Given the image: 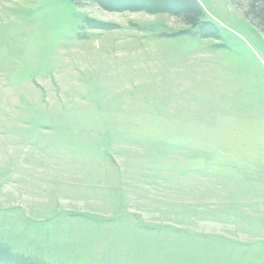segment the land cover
<instances>
[{
	"label": "rangeland",
	"instance_id": "374dc122",
	"mask_svg": "<svg viewBox=\"0 0 264 264\" xmlns=\"http://www.w3.org/2000/svg\"><path fill=\"white\" fill-rule=\"evenodd\" d=\"M196 1L192 26L0 0V247L46 264H264V32L249 0Z\"/></svg>",
	"mask_w": 264,
	"mask_h": 264
},
{
	"label": "trees",
	"instance_id": "16d2710c",
	"mask_svg": "<svg viewBox=\"0 0 264 264\" xmlns=\"http://www.w3.org/2000/svg\"><path fill=\"white\" fill-rule=\"evenodd\" d=\"M74 4H94L107 11L122 12L123 10H141L149 12L161 10L174 16L182 17L185 23L195 26L201 17V7L196 0H70ZM245 15L252 19L261 32H264V0H249ZM89 26L97 29H110L113 22L103 20H85ZM201 33H203L201 31ZM0 264H46L31 260L22 254L16 255L8 249L0 247Z\"/></svg>",
	"mask_w": 264,
	"mask_h": 264
}]
</instances>
